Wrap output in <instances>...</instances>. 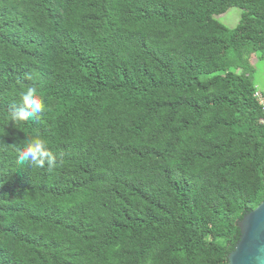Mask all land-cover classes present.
<instances>
[{
	"label": "trees",
	"instance_id": "obj_1",
	"mask_svg": "<svg viewBox=\"0 0 264 264\" xmlns=\"http://www.w3.org/2000/svg\"><path fill=\"white\" fill-rule=\"evenodd\" d=\"M254 55L264 0H0V264H228L264 201ZM27 73L50 110L14 124ZM34 135L51 172L16 164Z\"/></svg>",
	"mask_w": 264,
	"mask_h": 264
},
{
	"label": "clouds",
	"instance_id": "obj_2",
	"mask_svg": "<svg viewBox=\"0 0 264 264\" xmlns=\"http://www.w3.org/2000/svg\"><path fill=\"white\" fill-rule=\"evenodd\" d=\"M25 79L34 81L24 84L19 92V102L8 112V118L14 124L38 122L46 111L50 110V105H46L41 91L38 73H27ZM16 164L29 165L35 168L47 166L49 172L57 166V157L51 151L47 141L34 135L26 138L23 146L16 149Z\"/></svg>",
	"mask_w": 264,
	"mask_h": 264
},
{
	"label": "water",
	"instance_id": "obj_3",
	"mask_svg": "<svg viewBox=\"0 0 264 264\" xmlns=\"http://www.w3.org/2000/svg\"><path fill=\"white\" fill-rule=\"evenodd\" d=\"M240 238L228 264H264V201L239 222Z\"/></svg>",
	"mask_w": 264,
	"mask_h": 264
},
{
	"label": "rangeland",
	"instance_id": "obj_4",
	"mask_svg": "<svg viewBox=\"0 0 264 264\" xmlns=\"http://www.w3.org/2000/svg\"><path fill=\"white\" fill-rule=\"evenodd\" d=\"M242 11L238 8H231L225 14L216 17L227 28L234 29L237 27L241 20ZM251 64L255 68L254 81L256 89L264 96V61H260L257 55L250 60ZM241 73V71H238Z\"/></svg>",
	"mask_w": 264,
	"mask_h": 264
},
{
	"label": "built area",
	"instance_id": "obj_5",
	"mask_svg": "<svg viewBox=\"0 0 264 264\" xmlns=\"http://www.w3.org/2000/svg\"><path fill=\"white\" fill-rule=\"evenodd\" d=\"M256 97H257V99H258L259 104H260V105L263 107V109H264V98H263L262 94L259 93V92L257 91V93H256ZM260 123H261L262 125H264V118L260 121Z\"/></svg>",
	"mask_w": 264,
	"mask_h": 264
}]
</instances>
